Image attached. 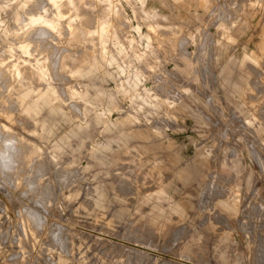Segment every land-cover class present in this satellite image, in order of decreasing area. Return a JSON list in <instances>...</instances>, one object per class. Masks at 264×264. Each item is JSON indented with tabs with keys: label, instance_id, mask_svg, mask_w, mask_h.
<instances>
[{
	"label": "clouds",
	"instance_id": "1",
	"mask_svg": "<svg viewBox=\"0 0 264 264\" xmlns=\"http://www.w3.org/2000/svg\"><path fill=\"white\" fill-rule=\"evenodd\" d=\"M258 221L264 0H0V264H264Z\"/></svg>",
	"mask_w": 264,
	"mask_h": 264
},
{
	"label": "rangeland",
	"instance_id": "2",
	"mask_svg": "<svg viewBox=\"0 0 264 264\" xmlns=\"http://www.w3.org/2000/svg\"><path fill=\"white\" fill-rule=\"evenodd\" d=\"M257 197H259L261 195L260 192H257ZM27 212V214L36 222V223H41L42 222V218L38 215V214H35L34 212L32 211H29V210H25ZM35 216V217H34ZM258 223H264V221H258ZM59 232V229H56V232H54V235L58 234ZM257 236H264V232H260V231H257L256 233ZM252 247H254V245H249L248 246V261H249V264H252V258H251V249Z\"/></svg>",
	"mask_w": 264,
	"mask_h": 264
},
{
	"label": "bare ground",
	"instance_id": "3",
	"mask_svg": "<svg viewBox=\"0 0 264 264\" xmlns=\"http://www.w3.org/2000/svg\"><path fill=\"white\" fill-rule=\"evenodd\" d=\"M35 217V216H34Z\"/></svg>",
	"mask_w": 264,
	"mask_h": 264
}]
</instances>
